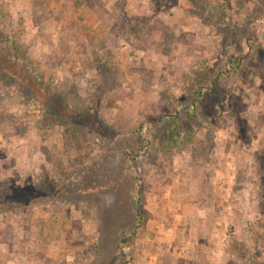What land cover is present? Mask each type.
<instances>
[{"label": "rangeland", "instance_id": "1", "mask_svg": "<svg viewBox=\"0 0 264 264\" xmlns=\"http://www.w3.org/2000/svg\"><path fill=\"white\" fill-rule=\"evenodd\" d=\"M0 264H264V0H0Z\"/></svg>", "mask_w": 264, "mask_h": 264}, {"label": "trees", "instance_id": "2", "mask_svg": "<svg viewBox=\"0 0 264 264\" xmlns=\"http://www.w3.org/2000/svg\"><path fill=\"white\" fill-rule=\"evenodd\" d=\"M139 217H141L140 211H139Z\"/></svg>", "mask_w": 264, "mask_h": 264}]
</instances>
